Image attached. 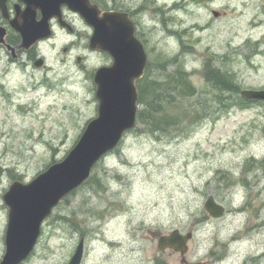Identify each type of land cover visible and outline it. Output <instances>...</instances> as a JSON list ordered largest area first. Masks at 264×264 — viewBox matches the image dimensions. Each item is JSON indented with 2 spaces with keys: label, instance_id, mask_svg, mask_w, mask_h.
<instances>
[{
  "label": "rangeland",
  "instance_id": "rangeland-1",
  "mask_svg": "<svg viewBox=\"0 0 264 264\" xmlns=\"http://www.w3.org/2000/svg\"><path fill=\"white\" fill-rule=\"evenodd\" d=\"M113 3L144 5L138 33L154 63L151 77L174 70L161 62L177 56L198 92L181 104L193 106L206 94L212 110L189 130L179 124L152 134L139 123L94 167L89 182L54 208L22 264H69L82 238L81 264H183L180 253L157 248L159 236L175 229L194 232L186 254L191 262L264 264V163L258 162L264 160V102L240 107V92L222 91L206 79L215 68L240 89H264V0ZM66 14L77 32L56 28L39 43L47 67L27 63L28 51L14 59L0 43V260L9 212L4 193L14 180L30 182L68 155L98 114L94 72L112 62L89 49L92 28ZM222 96L236 105L227 109ZM225 174L233 175L234 186ZM209 196L226 208L223 217L206 211Z\"/></svg>",
  "mask_w": 264,
  "mask_h": 264
},
{
  "label": "water",
  "instance_id": "water-1",
  "mask_svg": "<svg viewBox=\"0 0 264 264\" xmlns=\"http://www.w3.org/2000/svg\"><path fill=\"white\" fill-rule=\"evenodd\" d=\"M23 1L26 8L18 10L17 17L11 20L21 33V42L16 46L7 43V31L0 26V42L7 44L13 57H17V49H30L40 39L50 37V20L57 17L63 24L62 6L67 5L94 28L90 48L108 52L113 64L96 71L94 79L98 86L99 114L88 123L76 146L64 160L52 164L31 182L14 181L4 194L9 220L6 251L0 264H20L30 255L41 233L42 223L53 208L83 184L101 157L118 145L127 130L135 127L139 99L136 81L143 76L147 65L145 47L136 36L135 25L128 13L102 11L91 0ZM0 8L3 15L8 16L7 0H0ZM38 9L42 12L40 21L35 20ZM214 14L218 16L219 12L214 11ZM42 64V59L36 61L37 66ZM241 93L249 99L264 100V89H245ZM2 173L0 168V177ZM205 208L213 217H221L225 213L224 206L213 196L207 199ZM192 237V231L182 234L176 229L159 237L158 249L179 251L181 261L185 263L188 242ZM83 256L82 239L69 264H81Z\"/></svg>",
  "mask_w": 264,
  "mask_h": 264
},
{
  "label": "trees",
  "instance_id": "trees-1",
  "mask_svg": "<svg viewBox=\"0 0 264 264\" xmlns=\"http://www.w3.org/2000/svg\"><path fill=\"white\" fill-rule=\"evenodd\" d=\"M178 58L163 59L161 66L167 71L168 66L174 65V70L167 72L162 78L151 77L150 72L153 70V65L148 64V70L145 77L139 85L141 108L138 112V122L144 126V131L156 134L166 133V129L170 125L179 124L185 126L189 130L190 126L195 124L198 119L204 115L209 116L213 99H210L206 94L200 97L197 104L193 106H185L182 103L183 99L195 96L197 92L194 89L193 83L190 80V73L187 72L183 65H176ZM209 65L211 62L208 60ZM211 74L206 77L208 82L222 88V91H232L230 93L239 92L240 86L232 79L227 72H222L218 69H211ZM152 73V72H151ZM202 94V93H201ZM180 96V97H178ZM220 100H225V107L236 105L231 97H220ZM179 102V103H178ZM252 102L241 97L240 107H246ZM253 161H256L253 159ZM264 163V160L258 161ZM226 182L229 186L234 184L232 175L225 174ZM247 181V177L243 178ZM246 185L247 183L244 182ZM161 264V263H157Z\"/></svg>",
  "mask_w": 264,
  "mask_h": 264
},
{
  "label": "flooded vegetation",
  "instance_id": "flooded-vegetation-1",
  "mask_svg": "<svg viewBox=\"0 0 264 264\" xmlns=\"http://www.w3.org/2000/svg\"><path fill=\"white\" fill-rule=\"evenodd\" d=\"M113 1H115V0H113ZM7 4H8V8H9V16L8 17H4V15L0 11V25L6 27L7 32H8L9 35H11V34L15 35V37L13 38V41H14L13 43L16 44L17 40H18L19 33L11 26L10 20L12 18L16 17L17 16V11L18 10L22 11V9H23V7L25 5H24L23 2L16 1V0H8ZM101 7L103 8V10H123V11L129 12L130 16L135 21L136 28H137V31H138V28H139V25H140V22H139L138 18H139V15H140L141 11L143 10V6H137V7L133 8V7H130V6L119 7L117 5H113V4L109 5L108 4V5H102ZM64 10L66 11V9H64ZM41 17H42V13H41L40 10H38L37 14H36V18L39 20ZM64 17L74 27V30H75L74 32H76L75 23L72 20H70L65 13H64ZM51 23H52V27L53 28L59 27L61 30L66 31L65 28L60 26V24L58 23V20L56 18L52 19ZM72 46H73V43H70L68 46H65V47H67L68 48L67 51H69ZM64 48H63V50H64ZM29 57H30V59L26 60L27 63L31 62V61L34 62L37 58L42 57V56L38 53V51H36L34 49V50H32L29 53Z\"/></svg>",
  "mask_w": 264,
  "mask_h": 264
}]
</instances>
